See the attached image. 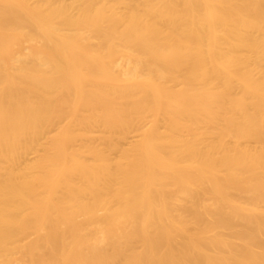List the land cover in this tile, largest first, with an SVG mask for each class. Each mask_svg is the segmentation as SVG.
<instances>
[{"label":"bare ground","instance_id":"obj_1","mask_svg":"<svg viewBox=\"0 0 264 264\" xmlns=\"http://www.w3.org/2000/svg\"><path fill=\"white\" fill-rule=\"evenodd\" d=\"M0 264H264V0H0Z\"/></svg>","mask_w":264,"mask_h":264},{"label":"rangeland","instance_id":"obj_2","mask_svg":"<svg viewBox=\"0 0 264 264\" xmlns=\"http://www.w3.org/2000/svg\"><path fill=\"white\" fill-rule=\"evenodd\" d=\"M143 125L142 122H137L130 130L129 132L127 133V135L123 138V139H118L117 138V135H114V133L112 134V139H113V142L117 145V147L119 148H127L129 145L133 144L136 140H137V132L136 130L138 128H140L141 126ZM57 127V124L54 123V124H51L47 127H45L43 129V132H42V137H41V140H40V146L38 147H35L34 150H23L20 155H19V158H18V161L15 165V168L16 169H22L24 167V165H26L27 163L31 162L34 160V158L36 157V155L39 153V151L41 150L42 148V145L43 147L47 144L48 142V138L50 137V135H52L55 131ZM93 135H94V143H98L99 141V138L101 136V132L99 129H95L94 132H93ZM108 155L111 157V158H115L117 156V152L115 151H111L108 153ZM34 237V234L33 233H28L25 237V240H29V239H32Z\"/></svg>","mask_w":264,"mask_h":264}]
</instances>
